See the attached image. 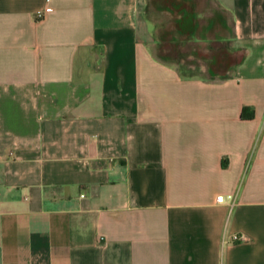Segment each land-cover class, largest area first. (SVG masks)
<instances>
[{
	"label": "crops",
	"instance_id": "1",
	"mask_svg": "<svg viewBox=\"0 0 264 264\" xmlns=\"http://www.w3.org/2000/svg\"><path fill=\"white\" fill-rule=\"evenodd\" d=\"M0 264H264V0H0Z\"/></svg>",
	"mask_w": 264,
	"mask_h": 264
},
{
	"label": "rangeland",
	"instance_id": "2",
	"mask_svg": "<svg viewBox=\"0 0 264 264\" xmlns=\"http://www.w3.org/2000/svg\"><path fill=\"white\" fill-rule=\"evenodd\" d=\"M178 53V52H177ZM176 54V53H175ZM174 53L172 54L173 56L176 57H179V58H183L182 57V50L179 51V54L175 55ZM235 54V53H234ZM238 57H241L242 54H243V51H238ZM180 62V66H181V69L182 71H186V72H200L199 75H203V76H208V77H212V74L213 71H215L214 69H211V67H202V63L204 64L205 62V59L203 57H201L200 54L196 53L195 54H192V55H189V54H186V58H185V61L184 60H181L179 61ZM188 64V65H183V64ZM217 72H221L220 69L217 70Z\"/></svg>",
	"mask_w": 264,
	"mask_h": 264
},
{
	"label": "built area",
	"instance_id": "3",
	"mask_svg": "<svg viewBox=\"0 0 264 264\" xmlns=\"http://www.w3.org/2000/svg\"><path fill=\"white\" fill-rule=\"evenodd\" d=\"M36 15L37 17H42L43 14L40 10H37ZM223 199H224V194L221 193L217 195V200H223ZM233 237L234 238H239V237L244 238V236H238L237 234H234Z\"/></svg>",
	"mask_w": 264,
	"mask_h": 264
},
{
	"label": "trees",
	"instance_id": "4",
	"mask_svg": "<svg viewBox=\"0 0 264 264\" xmlns=\"http://www.w3.org/2000/svg\"><path fill=\"white\" fill-rule=\"evenodd\" d=\"M243 56H244V53H243V55L241 57H243Z\"/></svg>",
	"mask_w": 264,
	"mask_h": 264
}]
</instances>
